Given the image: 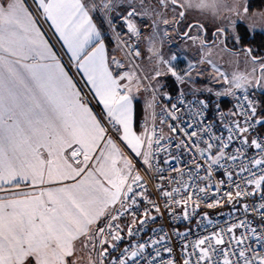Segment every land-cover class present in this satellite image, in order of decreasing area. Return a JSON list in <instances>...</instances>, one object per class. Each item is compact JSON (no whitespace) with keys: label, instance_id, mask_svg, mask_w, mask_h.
I'll return each instance as SVG.
<instances>
[{"label":"snow or ice","instance_id":"6c2138e0","mask_svg":"<svg viewBox=\"0 0 264 264\" xmlns=\"http://www.w3.org/2000/svg\"><path fill=\"white\" fill-rule=\"evenodd\" d=\"M192 3L0 0V264H80L83 250L88 264H264V101L254 98L264 90V56L240 49L252 68L231 76L211 59L214 48L231 52L230 32L236 45L243 39L237 20L248 8L238 0H198L222 22L210 37L200 24L182 33L198 61L165 56L168 26ZM221 8L236 19L225 21ZM144 28L156 62L150 77L136 63ZM205 64L223 91L195 86ZM168 75L175 85L165 92ZM141 90L150 99L137 111ZM225 96L237 101L228 113L214 100ZM160 202L176 220L225 204L233 219L194 242L191 228L146 232L163 216ZM202 220L214 224L206 212Z\"/></svg>","mask_w":264,"mask_h":264},{"label":"rangeland","instance_id":"374dc122","mask_svg":"<svg viewBox=\"0 0 264 264\" xmlns=\"http://www.w3.org/2000/svg\"><path fill=\"white\" fill-rule=\"evenodd\" d=\"M29 3V0H27ZM198 0H193L192 6L187 7L185 9V18L182 21L177 20L176 22L170 23L168 26V33L169 37L164 38V42L162 45V52L165 56L170 55L172 52H180L181 59L184 61H193L196 62L199 60L200 56L196 50V47L191 44V41H186L181 38L182 33L187 29L189 24H200L203 25L205 28L208 29L207 35L210 37L213 31V25L219 24L222 22L221 19H218L217 15H214L211 9L208 8H200L197 7L196 4ZM224 3L228 7H232L237 5V0H224ZM30 4V3H29ZM248 0H238V7L242 11L243 7L246 5L248 8ZM231 15L232 19H236L234 14L227 13L220 9L219 16L222 17L225 21L228 16ZM171 21V16H169ZM237 24L244 25L248 30L249 24H254L257 28V31L254 33H263L264 31H260L259 29L264 28V10L254 11V12H247L246 16L241 17L237 20ZM165 27L161 24L160 25V32L163 33ZM175 29V30H174ZM250 33L254 34L253 32L249 31ZM236 33L239 35L238 30L236 29ZM151 35V31L148 28H144L142 32V36L139 40V46L141 49V56L137 59L136 63L139 65V69L142 70V76L150 77L155 69H156V62L155 58H151V54L148 51V37ZM192 35H196V31H192ZM157 46L161 47L159 42H157ZM228 51H222L220 48H214L212 51L211 59L221 67L222 71H225L231 76L233 73L237 74H247L251 71L252 65L248 63L245 59V56L242 51H240L242 44L241 41L239 45H236L232 39V33H229L228 38ZM232 53H238V55H233ZM122 57L123 53H122ZM187 64L180 63L178 65V69L186 68ZM201 68L205 69L203 75L199 78V82L196 87H212L214 90L223 91L220 87V84L215 83L212 79L217 74L211 69V67L207 64L201 65ZM161 81L167 83L169 87L165 88L163 91L168 92L171 91L173 85H175V80L170 75L162 77ZM222 83V81H221ZM261 90V89H260ZM264 92V90H261ZM142 95V94H141ZM144 98V95H142ZM147 100L150 99L148 93L146 95ZM139 98V97H138Z\"/></svg>","mask_w":264,"mask_h":264},{"label":"built area","instance_id":"2783aa9c","mask_svg":"<svg viewBox=\"0 0 264 264\" xmlns=\"http://www.w3.org/2000/svg\"><path fill=\"white\" fill-rule=\"evenodd\" d=\"M134 44L137 43V41H132ZM140 49V46H139ZM141 52V49H140ZM240 93H237L239 95ZM254 98L258 101L256 95L254 94ZM214 100L220 101V108L225 113L230 112L234 106H236L237 101L232 96H225V97H214ZM173 102H176L175 99H173ZM162 104L167 103V99L161 101ZM158 111V109H157ZM144 175L143 173H141ZM216 180L224 179L223 174L221 172H218L216 174ZM145 180H148V177L145 176ZM155 180H150L148 183V190L149 192L155 191ZM227 189H225L226 191ZM155 198V197H153ZM247 203H251V201H246ZM161 204V212L163 213L162 217H158L155 222H149V224L146 226L145 231L147 232L149 229H159L163 228L165 231L172 233L175 230H178L180 232L186 231L188 228H191V233L188 237L189 241H195L197 237L206 235L208 231L212 230L215 227V222L218 221L221 225H223L226 221H231L233 219L232 216L229 215V212L232 211V206L225 204L223 207H217L213 209H207L203 205L199 209H197V215H195L191 222L185 221L183 219L176 220L169 217V214L167 211L164 210L163 203ZM239 207V205H237ZM191 211V209H189ZM207 213L210 218L214 220L213 225H208L206 220H202L201 224L197 225V220H201L204 213ZM223 214V215H221ZM152 215H157L156 213H152ZM227 239V238H226ZM182 242L176 237L172 236L171 244L174 248V255L177 260L180 259V244Z\"/></svg>","mask_w":264,"mask_h":264},{"label":"trees","instance_id":"16d2710c","mask_svg":"<svg viewBox=\"0 0 264 264\" xmlns=\"http://www.w3.org/2000/svg\"><path fill=\"white\" fill-rule=\"evenodd\" d=\"M248 11L264 10V0H248ZM238 33L243 37L241 40L242 48H252L254 54L264 56V34L250 33L244 25L239 24L237 27Z\"/></svg>","mask_w":264,"mask_h":264},{"label":"crops","instance_id":"0c3cea01","mask_svg":"<svg viewBox=\"0 0 264 264\" xmlns=\"http://www.w3.org/2000/svg\"><path fill=\"white\" fill-rule=\"evenodd\" d=\"M28 3V1H27ZM29 3L31 4L32 3V0H29ZM28 3V4H29ZM163 25V24H162ZM164 26V25H163ZM165 27V26H164ZM43 31L47 32L48 33V36L50 37V42L55 44L56 48L59 49L60 45L59 43L56 42L55 38L54 37H51V32L50 30L48 29V26L47 24L43 25V28H42ZM110 48L114 47V45H110L109 46ZM116 56L117 58L119 59H123L122 57V52H118L116 53ZM65 60H67V57H64ZM144 95V98L142 95ZM147 93H145L143 90H141L137 95H136V100L134 101V105L137 109V111L143 109L145 107V101L147 100V97H146ZM139 97V98H138ZM91 106L93 107V110L94 111H99V106L96 104L95 101H92V104ZM79 255L82 256V259L80 261V264H88V261H89V254H88V251L87 250H83L81 252H79Z\"/></svg>","mask_w":264,"mask_h":264},{"label":"flooded vegetation","instance_id":"af4514ba","mask_svg":"<svg viewBox=\"0 0 264 264\" xmlns=\"http://www.w3.org/2000/svg\"><path fill=\"white\" fill-rule=\"evenodd\" d=\"M258 99V101H264V92L260 89H256L254 93Z\"/></svg>","mask_w":264,"mask_h":264}]
</instances>
